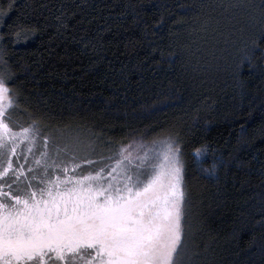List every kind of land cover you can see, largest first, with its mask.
Returning <instances> with one entry per match:
<instances>
[{"label":"trees","instance_id":"1","mask_svg":"<svg viewBox=\"0 0 264 264\" xmlns=\"http://www.w3.org/2000/svg\"><path fill=\"white\" fill-rule=\"evenodd\" d=\"M261 3L0 0L16 125L34 117L47 134L112 148L179 140L200 264H264V61L239 66Z\"/></svg>","mask_w":264,"mask_h":264},{"label":"snow or ice","instance_id":"2","mask_svg":"<svg viewBox=\"0 0 264 264\" xmlns=\"http://www.w3.org/2000/svg\"><path fill=\"white\" fill-rule=\"evenodd\" d=\"M258 7L264 26V0ZM245 43L239 66L251 71L253 57L264 61V50L256 52L264 27ZM10 85L0 75V264H200L185 244L179 140L109 145L99 160L81 156L90 142L45 134L34 117L16 125ZM207 153L200 146L193 158Z\"/></svg>","mask_w":264,"mask_h":264},{"label":"rangeland","instance_id":"3","mask_svg":"<svg viewBox=\"0 0 264 264\" xmlns=\"http://www.w3.org/2000/svg\"><path fill=\"white\" fill-rule=\"evenodd\" d=\"M11 111H12V114H13L14 123L15 124L19 123L22 120V117L18 116L17 111H15L14 109L11 110ZM45 134H47L46 130H45ZM56 135L57 136H64L66 138H77L74 135L69 136V135L65 134L64 132L56 133ZM80 139L83 140L85 142V144H88L90 142L91 145H92V150H90L88 152H81L80 153L81 156L82 155H89L90 158L99 160L101 154H104V155H108L109 154L108 144L105 143L106 141L103 140L102 138L94 136V137H86V138L83 137V138H80ZM168 139L175 140V138L167 137V138H162V139L155 140V141L168 140ZM151 143H152V141H151ZM151 143H146V144H151ZM66 159L68 160L69 164H71L70 156L66 157ZM181 160H182V157H181ZM182 162H183V160H182ZM85 168H87V165H85ZM85 174H87V173H85ZM183 188H184V185H183ZM185 213H186V215H185V223H186V227H185V244L187 245V247L189 249H191L192 251H194V252L199 254L198 257H197V259L199 261L201 253L198 250V247H196V238H198V240H200L201 237L197 233L198 230H196V233L194 232V230L197 229L196 226H195L197 223L193 222V214L189 210H187L186 208H185Z\"/></svg>","mask_w":264,"mask_h":264}]
</instances>
